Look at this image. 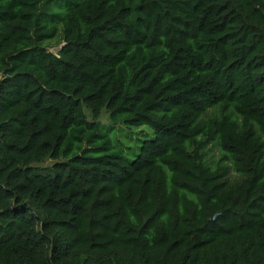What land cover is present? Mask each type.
<instances>
[{
    "label": "trees",
    "instance_id": "1",
    "mask_svg": "<svg viewBox=\"0 0 264 264\" xmlns=\"http://www.w3.org/2000/svg\"><path fill=\"white\" fill-rule=\"evenodd\" d=\"M0 264H264V0H0Z\"/></svg>",
    "mask_w": 264,
    "mask_h": 264
},
{
    "label": "rangeland",
    "instance_id": "2",
    "mask_svg": "<svg viewBox=\"0 0 264 264\" xmlns=\"http://www.w3.org/2000/svg\"><path fill=\"white\" fill-rule=\"evenodd\" d=\"M57 38L50 40L48 43V48L52 51H57L58 46L61 44V41H57ZM98 120L105 126L109 125L106 112L102 110L98 116ZM110 136L114 139L121 147L122 152L126 156L134 155L133 152L137 151V145L140 143L141 139L150 136L151 131L149 127L141 125L126 127L124 125H119V128L111 127L109 131ZM215 154L216 149L211 150ZM48 159H44L43 163H47Z\"/></svg>",
    "mask_w": 264,
    "mask_h": 264
}]
</instances>
